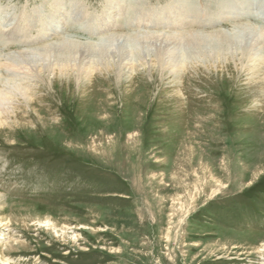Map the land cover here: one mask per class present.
<instances>
[{
	"label": "rangeland",
	"instance_id": "rangeland-1",
	"mask_svg": "<svg viewBox=\"0 0 264 264\" xmlns=\"http://www.w3.org/2000/svg\"><path fill=\"white\" fill-rule=\"evenodd\" d=\"M121 1L0 0V264H264V0Z\"/></svg>",
	"mask_w": 264,
	"mask_h": 264
},
{
	"label": "bare ground",
	"instance_id": "bare-ground-1",
	"mask_svg": "<svg viewBox=\"0 0 264 264\" xmlns=\"http://www.w3.org/2000/svg\"><path fill=\"white\" fill-rule=\"evenodd\" d=\"M188 2V1H187ZM186 2V3H187ZM175 3V2H174ZM189 3V2H188ZM179 6V5H178ZM192 6V5H191ZM220 6V5H219ZM40 7V6H39ZM177 7V6H176ZM220 9V8H219ZM102 11V10H101ZM153 11V10H152ZM167 11V10H166ZM150 12V11H149ZM154 12V11H153ZM192 12V11H191ZM196 12V11H195ZM107 13V12H106ZM151 14H155V12L154 13H151ZM23 15V14H22ZM150 15V14H149ZM224 19V18H223ZM54 20V19H53ZM100 20V19H99ZM179 20V19H178ZM221 20V19H220ZM241 20V19H240ZM155 21V20H154ZM100 23V22H99ZM160 23H161V21H160ZM184 24V23H183ZM153 25V24H152ZM237 25V24H236ZM43 27V26H42ZM156 27V26H155ZM236 28V27H235ZM32 29V28H31ZM49 29V28H48ZM174 30V29H173ZM235 30V29H234ZM192 31V30H191ZM169 33V32H168ZM235 33V32H234ZM42 34H43V32H42ZM106 34V33H105ZM134 34V33H133ZM148 34V33H147ZM215 34V33H214ZM114 35V34H113ZM182 35V34H181ZM206 35V34H205ZM211 35V34H210ZM236 35V34H235ZM239 35V34H238ZM118 36V35H117ZM58 37V36H57ZM116 38V37H115ZM196 39H197V37H195ZM145 39V38H144ZM213 39V38H212ZM216 39V38H215ZM234 39V38H233ZM50 40V39H49ZM118 40V39H117ZM128 40V39H127ZM157 40V39H156ZM112 41V40H111ZM46 42V41H45ZM146 42V41H145ZM156 42V41H155ZM156 43H158V42H156ZM193 43V42H192ZM209 43V42H208ZM79 45V44H78ZM45 46V45H44ZM93 47V46H92ZM37 49H39V48H37ZM45 49V48H44ZM36 50V49H35ZM43 50V49H42ZM58 50V49H57ZM110 50V49H109ZM116 50V49H115ZM32 51V50H31ZM40 51V50H39ZM38 51V52H39ZM27 53V52H26ZM40 53V52H39ZM17 54H22V53H17ZM37 54V53H36ZM59 54V53H58ZM64 54V53H63ZM68 54V53H67ZM103 54V53H102ZM163 54V53H162ZM23 55V54H22ZM46 55V54H45ZM183 55V54H182ZM16 56V55H15ZM29 56V55H28ZM8 57V56H7ZM14 57V56H13ZM135 57V56H134ZM113 58V57H112ZM7 59V58H6ZM30 59V58H29ZM9 60V62H10V60H13V59H8ZM14 62H15V60H14ZM161 62V61H160ZM19 63V62H18ZM180 63V62H179ZM183 63V62H182ZM6 64V63H5ZM106 64V63H105ZM140 64V63H139ZM189 64V63H188ZM191 64H193V62L191 63ZM10 65V64H9ZM190 65V64H189ZM3 66V65H2ZM14 66V65H13ZM92 66V65H91ZM140 66V65H139ZM143 66V65H142ZM96 67V66H95ZM180 67H181V65H180ZM19 68V67H18ZM21 68V67H20ZM189 68V67H188ZM64 69V68H63ZM178 69V68H177ZM13 71V70H12ZM97 72V71H96ZM15 82V81H14ZM27 90V89H26ZM24 92H26V91H24ZM139 167V166H138ZM99 220V219H98ZM51 226V225H50ZM68 230V229H67ZM66 234V233H65ZM4 235V234H3ZM60 235V234H59ZM62 237V236H61ZM63 239V238H62ZM66 239V238H65ZM10 245V244H9ZM5 261V260H4Z\"/></svg>",
	"mask_w": 264,
	"mask_h": 264
}]
</instances>
